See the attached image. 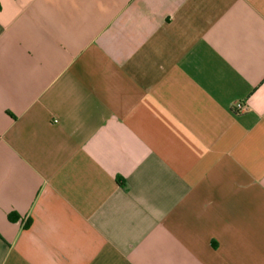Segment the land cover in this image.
Returning <instances> with one entry per match:
<instances>
[{
	"label": "crops",
	"instance_id": "0c3cea01",
	"mask_svg": "<svg viewBox=\"0 0 264 264\" xmlns=\"http://www.w3.org/2000/svg\"><path fill=\"white\" fill-rule=\"evenodd\" d=\"M0 264H264V0H0Z\"/></svg>",
	"mask_w": 264,
	"mask_h": 264
},
{
	"label": "built area",
	"instance_id": "2783aa9c",
	"mask_svg": "<svg viewBox=\"0 0 264 264\" xmlns=\"http://www.w3.org/2000/svg\"><path fill=\"white\" fill-rule=\"evenodd\" d=\"M247 110L248 108L246 107V105L241 102H237L232 106V111L234 113H243L246 112Z\"/></svg>",
	"mask_w": 264,
	"mask_h": 264
}]
</instances>
